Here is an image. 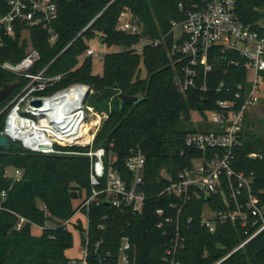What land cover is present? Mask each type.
Returning <instances> with one entry per match:
<instances>
[{
    "label": "trees",
    "instance_id": "16d2710c",
    "mask_svg": "<svg viewBox=\"0 0 264 264\" xmlns=\"http://www.w3.org/2000/svg\"><path fill=\"white\" fill-rule=\"evenodd\" d=\"M8 1L0 0V13L8 11ZM55 1L59 11L52 23L57 35L55 42L42 26L32 27L30 32V43L41 55L33 71L48 66V74H64L60 82L44 93L73 83L90 86V95L94 92V107L108 114L95 146L106 149L105 164L112 163L129 182L132 173L127 168V159L138 150L146 156L144 180L148 201L142 214L127 208H113L106 202L99 206L92 203L88 214L91 254L88 264H119L120 246L125 236L132 242L127 264H162L166 245L171 240V236L157 227L156 210L167 207L169 201L166 197H157L168 184L162 172L175 174L191 165L192 157L199 152L185 145V136L190 131L187 125L194 124V114L207 119L208 112L216 109L217 101L226 97L215 85L226 80L228 85L235 86L246 78L247 71L230 63L232 59L240 60L237 53H219L218 47L213 48L210 55L213 71L207 75L211 90L190 89L182 93L176 83L181 66L172 64L170 38L161 45H147L142 52L133 50L142 36L158 38L167 33L172 20L184 17L181 4L188 7L190 0ZM125 12L131 13L141 24L143 35L119 31L120 18ZM238 13L247 24L264 22V0H238ZM92 39H102L107 47L125 48L105 54L102 74L93 72L94 56H84L90 47L87 41ZM28 44L29 40L18 27L15 35L6 37L4 46H0V89L6 83L17 82L16 88L0 103V134L5 127L3 107L27 83V79L3 69L1 63L21 61L27 54ZM141 65L146 70L145 77L141 75ZM121 92L139 95L143 100L121 108L118 99ZM248 126L246 141L236 150L233 166L237 171L255 173V193L264 207V159L247 158L249 152H264V135L256 131L253 121ZM10 143V149L0 148V264H71L72 257H68L66 251L73 247L74 235L68 227L58 224L44 228L40 235H33L32 226H45L47 210L63 220L75 216L79 207H74L70 189L76 190L79 197L83 192L87 196L91 194V159L85 155L36 153L19 143ZM7 167L23 168L22 178L15 181L6 176ZM3 191L7 193L5 197L1 196ZM204 202L205 199H194L182 215L186 241L178 254L181 264H264V231L235 250L260 226L259 223L251 227L255 217L250 216L247 228L240 223L227 222L212 233L202 224ZM211 203L213 209L224 208L217 198ZM190 216L193 221L188 223ZM22 218L25 221L17 228ZM74 228L85 244L82 218Z\"/></svg>",
    "mask_w": 264,
    "mask_h": 264
},
{
    "label": "built area",
    "instance_id": "2783aa9c",
    "mask_svg": "<svg viewBox=\"0 0 264 264\" xmlns=\"http://www.w3.org/2000/svg\"><path fill=\"white\" fill-rule=\"evenodd\" d=\"M8 5V11L0 13V46H4L6 37L15 35L18 27L21 28L22 35L26 36L32 27L42 26L51 33L50 40L55 42L57 35L52 23L59 15L55 0H9ZM180 7L184 11V17L181 20H172L167 33L158 38L142 36L140 42L133 46V50L142 52L145 46L161 45L170 38L169 55L172 64L181 66V75L177 76L176 83L182 93L190 89L201 92L211 90L207 75L213 71L210 55L216 47L219 48V53H237L240 60L232 59L230 63L234 67L245 68L247 73L246 78L235 86L228 85L226 80L215 85V89L226 94V97L217 101L216 109L208 112L207 119L198 114L199 118H193L194 123L202 129L190 130L185 136V145L199 152L192 157L191 165L175 174L165 170L162 172L161 176L168 184L157 197H166L169 201L167 207L156 210L159 217L157 227L163 234L171 236L162 264H181L178 254L185 247L186 241L182 233V215L194 199H205L202 224L212 233L227 222L240 223L241 227L247 228L250 216L255 217L251 227L260 223L235 250L264 231V207L259 204L255 193L256 175L253 171H237L233 166L236 150L246 141L248 123H255V117L262 113L257 104L264 89V22L247 24L242 21L238 13V0H190L188 7L183 4ZM118 29L131 35H143L141 24L133 17L128 18L126 13L121 16ZM123 50L124 47H118L115 51ZM95 54L96 51L91 46L84 56ZM40 58V52L31 46L21 61L1 63L3 69L27 79L5 119L3 132L8 135L9 140H20L31 151L53 154L58 143H83L80 142L83 133L79 131L80 128H86L88 112L84 104L92 90L87 84L73 83L45 94L48 88L62 80L64 74L50 75L47 73L48 66L38 72L33 71ZM250 72H253L252 77L249 76ZM88 88L90 92L86 96ZM37 98L44 100L40 107L30 104L31 100ZM88 109L91 110L90 107ZM100 120L101 117L95 120V126ZM10 126H13L14 134V129L18 128L16 136L9 134ZM93 138L94 135L91 141ZM83 155L91 159L93 189L84 198V204L78 206L77 213L81 212L86 216V242L82 245L81 257L74 259L71 264H88L91 255L88 214L93 202L98 206L106 202L113 208H127L135 214H142L148 201L144 180L146 156L141 150L133 151L126 162L132 173L131 182L112 163L108 166L105 164L104 147H92L83 152ZM247 158L264 159V152H249ZM22 176L21 169H13L9 177L19 181ZM102 178H105L104 182ZM6 194L3 191L1 196L5 197ZM216 198L219 203H223L224 208L213 209L211 201ZM72 218L64 221L63 225L70 224ZM24 221L25 218H22L17 228ZM192 221L190 216L188 223ZM131 250L130 238L123 237L119 264L129 263Z\"/></svg>",
    "mask_w": 264,
    "mask_h": 264
},
{
    "label": "rangeland",
    "instance_id": "374dc122",
    "mask_svg": "<svg viewBox=\"0 0 264 264\" xmlns=\"http://www.w3.org/2000/svg\"><path fill=\"white\" fill-rule=\"evenodd\" d=\"M125 13L128 16V18L133 17V15L129 12H125ZM30 36H31V33H27L26 38L29 40L27 50L32 46V44L30 43L31 42ZM87 43L90 45V47L92 46L96 51V54L94 55L93 72L95 74H102L103 69H104L103 62H104L105 54L108 52L115 51L116 47H107L106 45H104L102 43V41H99L98 39L97 40H94V39L88 40ZM83 58H84V56L81 58V61L83 60ZM141 68H142L141 75H142V77H145L146 76V70H145L143 65H141ZM249 76L252 77L253 72H250ZM93 94H94V92L92 93V95ZM16 95H14L3 107L2 111L6 112L5 119L7 118V115L10 114V111L15 104L14 100H15ZM92 95H89L86 103L84 104V106L86 107L87 112H88V117H87V124H86V131L87 132L85 134H82V137L80 139L81 140L80 142H83V143L78 142V143L71 144V145H67L65 143H58L57 146L55 147L56 151L53 153V155L80 156V155H83V152H85V151H83L82 149L76 148V147H89V149H91L92 147H94V149L97 148L95 146V139H96L98 133L100 132L101 128L103 127L104 121L108 117V114H107V112H101L94 107ZM88 107H90L91 110L88 109ZM257 107L262 109V113L258 114L255 117V123H256L255 128H256L257 132H259L260 134L263 133V135H264V89H262V91H261L260 102L257 104ZM5 112H3V113H5ZM98 115L101 117V120H100V123L97 126H95V120L100 118ZM209 116H211V115H209ZM193 117H194V119L199 118V116L197 114H194ZM209 126L213 127L212 125H209ZM186 129L187 130H199L202 128L198 127L197 123H194V124L187 125ZM93 135H94V138L91 141V137H93ZM10 141H12L14 143L15 142L19 143L23 146L24 149H27V148H25V146L22 144V141H20V140L10 139ZM88 141H90V142H88ZM27 150H29V149H27ZM32 152H34V151H32ZM12 170H13L12 167L6 168L7 176H10V174L12 173ZM21 170L24 173V169L21 168ZM90 180H91V170H90ZM90 183H91V181H90ZM73 185H75V184H73ZM91 188L93 189L92 183H91ZM92 189H91V191H92ZM70 192H71L70 199H71L74 207L79 206L81 204L82 205L84 204V198L87 197V194L85 192H83L80 197H79L78 192L76 190L71 188ZM72 194H75L76 196L73 197ZM46 216L48 218L45 221V226H38V225L32 226V234L33 235H40L44 228H54L58 224L63 225L64 221H66V220H63V219L58 218L56 216H53L51 214V212L48 210L46 211ZM79 218H82L83 226H85L86 225V223H85L86 222V216H85V214H83L81 212L77 213L72 218V222L70 224H66V226L73 232V235H74V245L72 248H70L66 251V255L68 257H72V261L74 259H79L81 257V249L83 247L82 246L83 244L81 243V236L79 234L80 232L74 228V225L76 224V222L78 221ZM84 236H85V231H84Z\"/></svg>",
    "mask_w": 264,
    "mask_h": 264
},
{
    "label": "water",
    "instance_id": "95a60500",
    "mask_svg": "<svg viewBox=\"0 0 264 264\" xmlns=\"http://www.w3.org/2000/svg\"><path fill=\"white\" fill-rule=\"evenodd\" d=\"M120 31H122V29ZM100 41H102V39ZM16 86H17V82L6 83L0 89V103L10 95V93L16 88ZM116 87H117V85H116ZM89 92H90V89L88 88L86 91V96ZM118 99L120 102V107L122 108V107H124L125 104L134 105V104L140 102L141 100H143V97H141L139 95H128L126 93L121 92L118 94ZM30 104L32 106H35V107H40L44 104V100L42 98H37V99L31 100ZM1 147H5L7 149L11 148V143H10V140L8 138V135L4 132H2L0 134V148ZM72 196L74 197L76 195L72 194Z\"/></svg>",
    "mask_w": 264,
    "mask_h": 264
},
{
    "label": "bare ground",
    "instance_id": "6f19581e",
    "mask_svg": "<svg viewBox=\"0 0 264 264\" xmlns=\"http://www.w3.org/2000/svg\"><path fill=\"white\" fill-rule=\"evenodd\" d=\"M50 107H52V106H50ZM14 117H16V113L14 112ZM96 123V122H95ZM94 124V123H93ZM12 128H13V126L11 127H9L8 128V132H9V134L10 135H13V136H16L17 135V133H18V128L16 127L14 130H15V134H14V132H13V130H12ZM83 128H80V131H79V133L81 132V133H83V134H85L87 131H86V128H84L83 130H82ZM77 133H78V131H77ZM20 135V134H19ZM21 136V135H20Z\"/></svg>",
    "mask_w": 264,
    "mask_h": 264
}]
</instances>
